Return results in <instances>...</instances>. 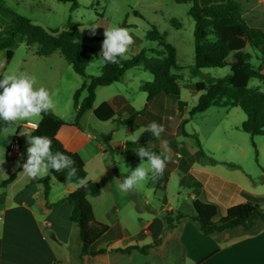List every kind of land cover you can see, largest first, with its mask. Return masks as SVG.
<instances>
[{
  "label": "rangeland",
  "instance_id": "1",
  "mask_svg": "<svg viewBox=\"0 0 264 264\" xmlns=\"http://www.w3.org/2000/svg\"><path fill=\"white\" fill-rule=\"evenodd\" d=\"M236 1L240 2L243 18L252 29V39H247L242 30L225 32L222 39L239 42L243 47L242 51L249 55L248 62L253 69L264 74V0ZM78 2L79 8L71 11L70 3L57 0H1L0 31L3 30L2 34H5L4 27L10 24L11 18L15 15L29 18L33 24L45 29L62 30L69 21H72L79 24L83 32L101 38L100 41L93 43V47L101 53L105 29L119 26L129 30L133 37V43L123 55L124 59H129L144 48L156 47L155 43L150 44L146 38L150 26L154 25L177 50L178 69L173 70V73H176L180 86L179 99L164 97L155 103L162 111L164 131L160 138L163 148V142L166 141L167 152L175 154L173 157L180 166V171L176 170L169 177L164 191L153 187L151 176L148 175L152 171H149L145 180L137 186L121 191L119 182H122L130 170L139 167L141 163L146 169L150 166L145 160L127 158L125 149L111 148L108 143L102 141L104 136L123 144L136 141L145 130L138 133L134 140L130 135L135 134L139 128H147L145 125L148 120L147 114L137 118L133 124H118L112 121L101 123L94 116V110L104 102L113 106L116 119L129 117L122 111L126 104L139 111L144 109L148 94L143 92L141 87L153 81L150 73L142 68H134L126 72L120 83L98 88L93 110L84 115L78 132L76 133L77 128L70 124L66 126L65 130L72 136L68 143L69 151L79 155V159L88 168L89 177L99 178L104 187V194L93 200L95 209L101 212L115 206L117 210L119 209L125 224L134 213L158 212L162 199L170 200L174 206L181 202L182 206H179L178 210L194 212L192 204L187 199L191 193L189 183L194 185L198 180L194 171L188 173L184 179L186 187H180L181 176L192 168L238 185L252 195L251 202L264 209V135L251 136L245 133L241 127L247 119L246 114L240 107H232L230 103L217 102L206 112L197 113L190 119V113L200 96L195 92L194 85L199 82L205 84L214 82L216 78L228 73L231 67H236L238 62L234 54H231L225 60L226 67L223 69L199 70L195 67V22L188 15L189 0H78ZM220 2L225 0H200L203 6ZM135 11L142 15V18L136 16ZM172 19H176L177 22L171 23ZM12 49L14 55L11 60L7 58V50L0 51V74L24 73L34 77L36 88L44 87L49 91L53 100L52 112L63 121L72 122L75 119L73 96L81 87L84 78L76 74L59 53L44 59L36 55L35 45L28 46L18 40ZM102 65L99 60L91 61L87 68L88 75H99ZM249 87L264 91V84L256 79L251 80ZM86 96V92L82 93L80 101L82 102ZM150 108L153 109V105ZM39 118L40 114L15 122L0 121V179L8 178L15 171L14 167L18 162L21 163L22 157L19 155L7 157L11 142L18 138L19 130L22 134L24 125L28 122L36 123ZM186 119H190L184 128L188 136L184 135L180 127L181 122ZM27 139L28 136L20 135L22 146ZM197 141L200 142V146L197 145ZM132 147L134 146L129 145L127 149L131 150ZM193 151H202L205 157L197 160L192 156ZM106 168L109 169L105 171ZM45 176L52 177L50 172L41 175ZM116 179L121 181H115ZM51 184V197L65 187V184L59 182ZM214 188L219 187L216 185ZM61 197L62 195H59L57 201ZM213 199L217 200L218 197ZM246 201L243 195L234 192L231 199L229 198V204L224 201L221 203L230 206ZM73 226L76 229L74 224ZM256 226H260V223L257 222ZM76 233L72 242L73 248L80 243L78 230ZM225 233L231 238L244 235L246 231L237 229ZM171 258L175 259L174 254ZM74 260L79 261L77 256Z\"/></svg>",
  "mask_w": 264,
  "mask_h": 264
},
{
  "label": "trees",
  "instance_id": "2",
  "mask_svg": "<svg viewBox=\"0 0 264 264\" xmlns=\"http://www.w3.org/2000/svg\"><path fill=\"white\" fill-rule=\"evenodd\" d=\"M57 1L70 3L71 11H75L80 6L78 0ZM189 4L188 15L195 22V67L199 70L223 69L226 67L225 60L231 54H234L238 62L236 67H231L228 73L216 78L214 82L208 84L199 82L194 85L195 92L200 96L196 106L190 113V119L197 113L206 112L217 102L230 103L232 107H240L246 114L247 119L243 122L241 129L251 136H263L264 91L259 88L249 87V83L252 79H256L264 84V74L253 69L248 62L249 55L242 51L243 47L239 42L222 39L225 32L234 30H242L247 39H252V29L243 18L240 2L225 0V2L203 6L200 0H189ZM134 14L142 18V15L138 12L135 11ZM176 22V19L171 20L173 24ZM2 32L3 30L0 31V51L7 50L8 60L12 59L14 55L12 48L18 40L28 46L35 45L36 55L41 58H48L54 53H59L75 73L84 78L81 87L73 96L75 119L72 122L63 121L51 109L41 112V121L30 135V137L37 135L49 137L52 141L51 150L53 152H63L71 159L73 158V153L66 149L57 139V133L68 124L78 127L81 118L92 110L97 89L121 82L128 70L142 67L153 76V81L146 83L142 87V90L148 94L144 109L136 111L128 106L125 111L129 117L127 119H117L116 122L118 124H133L137 118L145 114L148 117L147 126L152 122L160 124L162 111L155 105L156 101L164 97L180 98L178 77L176 73H173V70L178 69L177 50L172 44L167 42L165 35L161 34L154 25L150 26L146 38L150 44L155 43L156 47L144 48L129 59H124L123 56L118 57L116 63L104 62L99 56L100 52L93 47L95 41L101 40L100 37L83 32L80 29V25L72 21H69L62 30L45 29L33 24L29 18L15 15L11 18L10 24L4 27V35ZM93 60H99L103 63L101 72L97 76H91L87 73V68ZM84 92L87 93V96L81 102V95ZM151 105H153V109L150 108ZM115 115V110L108 102L102 103L101 106L94 110L95 118L102 123L115 121ZM190 119L184 120L180 125L185 136H188V134H186L184 128ZM102 141L108 143L110 138L104 136ZM136 144L156 154L164 153L160 148V139L153 136L147 129ZM197 145L200 146L199 141H197ZM28 146L27 142L25 153ZM165 155L167 154L165 153ZM167 156L169 158L165 162L162 173H152V178L156 181V187L160 190L166 188L169 174L177 167L175 158ZM202 157H205V153L202 151L194 155L197 160ZM74 167L77 169L76 175L70 179L66 178L67 169L59 172L52 169L49 170L52 177L59 183L75 184L78 188L55 203L47 205V207L51 208L62 204H68L72 207L71 221L79 229L81 242L80 259H82L106 252V250H100L96 253L91 252L90 247L105 235L110 227L94 218L90 202V198H97L101 195L100 184L96 181L87 180V171L81 160L80 165ZM21 171H23L22 166L12 172L8 178L2 180L0 187L7 188L17 179ZM196 176L198 178L195 185L197 198L192 202L196 215L193 219L197 222L202 234L212 236L243 229L246 231L244 235L252 236L264 229V209L258 204L251 202L252 195L250 193L239 190L235 185L223 184L220 179L209 178L208 175L203 173H196ZM81 178H86V182L83 185L79 183ZM213 182L219 188H214L216 185ZM35 184L43 185L45 199H48L52 188L51 177L31 178L29 186ZM203 184H206V188L200 193ZM234 192L243 195L247 201L242 204H230V206H225L221 203V201H224L229 204V198ZM211 194H214L215 197L217 196L218 199L214 200L213 198L215 197ZM187 218L182 213H165L167 228H174ZM111 219L117 237L121 238L123 235L122 230L113 212H111ZM257 222L260 223V226H256ZM150 247L130 246L126 249H113V251L127 253L132 250H138L146 254Z\"/></svg>",
  "mask_w": 264,
  "mask_h": 264
},
{
  "label": "crops",
  "instance_id": "3",
  "mask_svg": "<svg viewBox=\"0 0 264 264\" xmlns=\"http://www.w3.org/2000/svg\"><path fill=\"white\" fill-rule=\"evenodd\" d=\"M128 106L135 109L130 104H126L122 107V111L127 113L125 110ZM83 118L84 116L81 118L78 127L72 125L73 128H77L76 133L81 126ZM114 120L112 122H116V115ZM40 121L41 116L36 123L28 122L27 125L22 127L24 128L22 134H20L21 130H19L17 134L18 138L15 139L19 140L20 135L30 137L31 133L38 127ZM147 123L148 120L145 124L146 126ZM28 125L32 127L27 128L26 126ZM160 125H163L162 119ZM65 128L66 126L59 130L57 139L68 149V143L72 136H69L70 133ZM73 135L75 134L73 133ZM109 138L110 141L108 144L111 148L125 149L126 157L129 159H141L136 153L140 148L136 144L140 137L136 141L126 142L125 144L111 141V137ZM159 139L160 148L164 152L161 138L159 137ZM27 142L23 146V153L21 152L19 154L22 157L19 167L22 166L27 158L25 153ZM129 145H133L134 147L128 150ZM180 145L184 146L181 143ZM100 150L103 151L102 147H100ZM174 152L178 155L175 150ZM72 153L74 166H79V155L74 152ZM197 153L193 151L192 156L194 157ZM166 154L175 156V154L169 152H166ZM144 160L147 161V158L145 157ZM175 162L177 163L176 158ZM113 166H115V163ZM19 167L16 165L14 168L16 170ZM85 169L87 171V180L96 181L100 184L101 195L97 197L100 198L104 194V187L101 180L95 177L90 178L87 166ZM108 169L106 168L105 171ZM176 170L180 171L179 164L169 174V177ZM191 171H194L195 175L196 173H203L208 175L209 178H214L212 174L192 168L181 176L180 187H186L184 179L187 178L188 173ZM21 172L18 174L17 179L7 188L0 187V264H160V262L161 264H264V229L252 236L241 235L230 238L229 234L227 235L226 233L205 236L199 230L197 222L193 219L196 215L195 211H180L178 207L182 206L181 202H178V206H174L168 199L161 200L158 212H150L147 214L134 213V216L131 215L129 222L125 224L119 214V209L117 210L115 206H110L105 211L98 212L95 209L93 201L97 198H90L94 218L99 222L109 225L110 228L105 235L90 247L91 252L96 253L100 250H106V252L101 255L80 259V238V243L76 246L77 248H73L72 246L74 235L77 234L76 230H78L79 234V229L77 227L75 229L71 221L72 207L68 204L53 206L51 208L47 207V205L56 202L59 195L63 197L72 193L77 190L78 186L75 184H65V187L59 190L55 196L51 197L49 194L48 199H45L43 185L35 184L29 186L31 178L22 175ZM152 173L150 172L148 175L151 176L153 187L157 189L156 181L152 178ZM2 180L4 179L1 178L0 182ZM220 180L224 184H232L239 188V190H242L232 182ZM53 182L58 181L51 177V183ZM195 185L191 183L188 185L191 193L187 199H189L191 204L197 198ZM205 188L206 184H203L200 193ZM211 195L215 197L214 194ZM111 212L114 213L121 227L123 234L121 238H118L116 235L111 219ZM166 212H172L174 214L182 213L188 218L181 221L174 228H167L165 221ZM130 246L151 247L146 254L138 250H132L127 253L113 251V249H126ZM173 254L175 259L171 258ZM75 256L78 257V262H75Z\"/></svg>",
  "mask_w": 264,
  "mask_h": 264
},
{
  "label": "clouds",
  "instance_id": "4",
  "mask_svg": "<svg viewBox=\"0 0 264 264\" xmlns=\"http://www.w3.org/2000/svg\"><path fill=\"white\" fill-rule=\"evenodd\" d=\"M94 34V33H93ZM105 39L102 42V51L100 57L104 62L116 63L118 57H122L128 46L133 43V37L129 30L119 26H113L105 29ZM36 80L24 73L19 74H0V121L15 122L28 117L36 116L41 112L50 110L53 107V100L50 93L44 87L36 88ZM144 128L130 135L134 140L138 133L143 132ZM147 130L153 136L159 138L164 131L163 125L152 122L147 126ZM164 143V153L156 154L141 146L136 153L143 161L147 158L149 168H145L143 163L129 174L123 177L119 182V189L127 191L144 181L148 172L156 174L162 173L165 162L169 158L165 153L168 151L167 142ZM52 141L47 136L28 137V147L26 150L27 158L22 164V175L35 179L46 174L50 169L60 170L67 169V177L71 178L76 175L74 161L63 152L51 150ZM20 166L18 162V167ZM115 181H121L116 179ZM86 178H81L79 183L85 184Z\"/></svg>",
  "mask_w": 264,
  "mask_h": 264
},
{
  "label": "built area",
  "instance_id": "5",
  "mask_svg": "<svg viewBox=\"0 0 264 264\" xmlns=\"http://www.w3.org/2000/svg\"><path fill=\"white\" fill-rule=\"evenodd\" d=\"M27 128L32 127L31 125L26 126ZM23 150V146L19 140H13L12 143L10 144V147L7 151V157H16L21 153Z\"/></svg>",
  "mask_w": 264,
  "mask_h": 264
}]
</instances>
